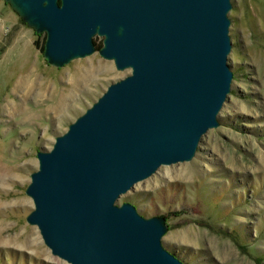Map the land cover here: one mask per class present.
Segmentation results:
<instances>
[{
    "label": "water",
    "instance_id": "95a60500",
    "mask_svg": "<svg viewBox=\"0 0 264 264\" xmlns=\"http://www.w3.org/2000/svg\"><path fill=\"white\" fill-rule=\"evenodd\" d=\"M60 69L98 52L131 74L38 151L26 222L66 264H183L163 217L120 196L162 166L189 162L230 93V0H4ZM94 37L102 38L96 50Z\"/></svg>",
    "mask_w": 264,
    "mask_h": 264
},
{
    "label": "rangeland",
    "instance_id": "374dc122",
    "mask_svg": "<svg viewBox=\"0 0 264 264\" xmlns=\"http://www.w3.org/2000/svg\"><path fill=\"white\" fill-rule=\"evenodd\" d=\"M230 3L233 79L219 127L201 138L191 161L160 167L116 202L146 219L165 218L161 244L183 264H264V0ZM43 37L0 0V240L17 234L30 241H0V264H66L26 222L36 153L51 150L109 85L131 74L98 52L51 67L39 49ZM93 42L102 46L101 37ZM25 83L35 91L25 93Z\"/></svg>",
    "mask_w": 264,
    "mask_h": 264
},
{
    "label": "bare ground",
    "instance_id": "6f19581e",
    "mask_svg": "<svg viewBox=\"0 0 264 264\" xmlns=\"http://www.w3.org/2000/svg\"><path fill=\"white\" fill-rule=\"evenodd\" d=\"M21 89L25 92V93H30L32 91H35L34 89L31 88V83H25L23 85H21ZM186 169L185 168H182L180 170V173L183 174V172L185 171ZM168 174V173H167ZM2 181L3 179L0 177V185L2 184ZM0 205H1V202H0ZM1 226V224H0ZM1 229V227H0ZM1 232V231H0ZM23 237L22 235H17V234H14V235H10L8 236L7 238H5V240H0V241H4L6 243H9V244H16V245H23L24 246H28L29 245V236L28 235H25L23 237V239L20 240V238Z\"/></svg>",
    "mask_w": 264,
    "mask_h": 264
},
{
    "label": "trees",
    "instance_id": "16d2710c",
    "mask_svg": "<svg viewBox=\"0 0 264 264\" xmlns=\"http://www.w3.org/2000/svg\"><path fill=\"white\" fill-rule=\"evenodd\" d=\"M44 41H45V36L43 37L42 44H41V46H40V48H39L41 53H43ZM34 44L37 46V45H38V42L35 41ZM98 48H100V46H99ZM3 51H4V49L0 48V55L3 53ZM175 215H177V214H175ZM178 215H180V214L178 213Z\"/></svg>",
    "mask_w": 264,
    "mask_h": 264
}]
</instances>
